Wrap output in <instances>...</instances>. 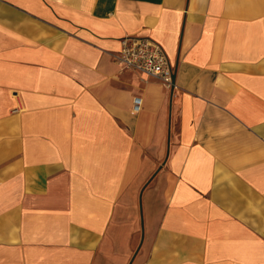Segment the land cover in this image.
Segmentation results:
<instances>
[{
  "label": "crops",
  "instance_id": "obj_1",
  "mask_svg": "<svg viewBox=\"0 0 264 264\" xmlns=\"http://www.w3.org/2000/svg\"><path fill=\"white\" fill-rule=\"evenodd\" d=\"M0 264H264V0H0Z\"/></svg>",
  "mask_w": 264,
  "mask_h": 264
},
{
  "label": "built area",
  "instance_id": "obj_2",
  "mask_svg": "<svg viewBox=\"0 0 264 264\" xmlns=\"http://www.w3.org/2000/svg\"><path fill=\"white\" fill-rule=\"evenodd\" d=\"M115 60L122 70H131L159 79L168 87H176L172 79V67L167 54L157 41L136 34H127L121 38L120 49ZM141 100L133 99V111H139Z\"/></svg>",
  "mask_w": 264,
  "mask_h": 264
}]
</instances>
